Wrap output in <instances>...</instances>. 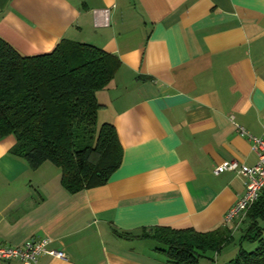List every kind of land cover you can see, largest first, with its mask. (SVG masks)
Segmentation results:
<instances>
[{
	"label": "crops",
	"instance_id": "obj_1",
	"mask_svg": "<svg viewBox=\"0 0 264 264\" xmlns=\"http://www.w3.org/2000/svg\"><path fill=\"white\" fill-rule=\"evenodd\" d=\"M105 8L109 24L96 28ZM0 39L21 56L68 40L115 56L96 122L113 124L123 151L104 185L70 194L57 167L31 170L8 154L13 137L1 139L0 244L40 237L64 253L35 264H173L141 235L246 227L244 215L224 222L245 179L212 169L256 163L235 126L264 142V0H0ZM237 250L198 264H227Z\"/></svg>",
	"mask_w": 264,
	"mask_h": 264
},
{
	"label": "trees",
	"instance_id": "obj_2",
	"mask_svg": "<svg viewBox=\"0 0 264 264\" xmlns=\"http://www.w3.org/2000/svg\"><path fill=\"white\" fill-rule=\"evenodd\" d=\"M53 51L21 56L0 39V140L15 141L8 154L31 170L49 161L70 194L104 185L121 165L123 151L113 124L96 125L100 107L94 95L113 79L119 60L96 46L71 41ZM243 216L238 250L227 264H264V189ZM156 250L173 264H198L205 253L234 241L231 227L198 233L193 228H154ZM242 242L254 244L250 251Z\"/></svg>",
	"mask_w": 264,
	"mask_h": 264
},
{
	"label": "built area",
	"instance_id": "obj_3",
	"mask_svg": "<svg viewBox=\"0 0 264 264\" xmlns=\"http://www.w3.org/2000/svg\"><path fill=\"white\" fill-rule=\"evenodd\" d=\"M93 12L99 18V20L93 19L96 28L106 27L109 24V9L94 10ZM235 128L242 137L247 138L250 144H252L257 161L252 166H245L235 160H226L213 166L212 171L216 175L226 171L234 172L241 174L246 182L242 196L228 208V212L224 216L225 223H229L233 219L245 215L253 202L257 201L259 192L264 189V142L253 137V135L244 131L240 126H235ZM50 243L49 239L38 237L36 239L25 240V243L17 247L0 244V264L13 261L20 264H35L40 255H52L57 259H64V253L53 248L50 249Z\"/></svg>",
	"mask_w": 264,
	"mask_h": 264
},
{
	"label": "rangeland",
	"instance_id": "obj_4",
	"mask_svg": "<svg viewBox=\"0 0 264 264\" xmlns=\"http://www.w3.org/2000/svg\"><path fill=\"white\" fill-rule=\"evenodd\" d=\"M96 125L98 126L99 124H98V122H96ZM243 220V219H242ZM241 220V224H240V226L239 227H241V228H238L237 229V231H233L232 232V234H233V238H234V241H230L229 242V244L228 245H226V246H224V248L222 249V251H224L225 253L226 252H229L230 251V249H238V243H237V241H238V239H239V237H240V229H242V227H243V221ZM258 224H259V226H260V228L261 229H264V219L263 220H259L258 221ZM241 246H244V248H245V250H247V251H250V250H252L253 249V247H252V245L251 244H247V243H244V242H242V244H241ZM224 252H222V254L224 253Z\"/></svg>",
	"mask_w": 264,
	"mask_h": 264
}]
</instances>
